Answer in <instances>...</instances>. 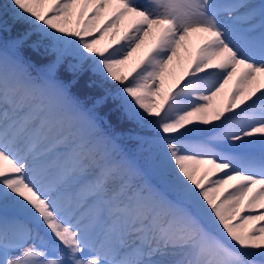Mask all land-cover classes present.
Wrapping results in <instances>:
<instances>
[{"label":"snow or ice","instance_id":"6c2138e0","mask_svg":"<svg viewBox=\"0 0 264 264\" xmlns=\"http://www.w3.org/2000/svg\"><path fill=\"white\" fill-rule=\"evenodd\" d=\"M0 264H264V0H0Z\"/></svg>","mask_w":264,"mask_h":264},{"label":"rangeland","instance_id":"374dc122","mask_svg":"<svg viewBox=\"0 0 264 264\" xmlns=\"http://www.w3.org/2000/svg\"><path fill=\"white\" fill-rule=\"evenodd\" d=\"M141 2H143V0H141ZM201 42H202L201 37H199L196 34H193V36L189 40L190 46L192 47V49L194 51H195L196 48L199 47ZM184 56H185V64H184V66L186 67L187 64H188V54L184 53ZM175 72H176V76L179 77L182 74V72H183V68L180 67L179 65H177L176 68H175ZM174 84H175V79H173L171 77L166 79V88L172 87ZM235 86H236L235 80L231 81L229 83V85L227 86V88L225 89V91L221 94V97L218 98V102H219L221 107H223L224 105L227 104L228 98H229L232 90L235 88ZM257 86H259V81H256L255 83L250 84V85H245V89L247 90V89H249L251 87H257ZM241 107H243V105ZM255 155L259 156V150L258 149L256 150ZM200 167L203 170V168L206 167V166L202 165ZM84 182L86 183L87 180L85 179ZM75 190H77V189H76V186L74 185L72 188L69 189V192L71 193L72 191H75ZM256 223L259 224L260 222H256ZM249 226H251V223L249 224Z\"/></svg>","mask_w":264,"mask_h":264},{"label":"trees","instance_id":"16d2710c","mask_svg":"<svg viewBox=\"0 0 264 264\" xmlns=\"http://www.w3.org/2000/svg\"><path fill=\"white\" fill-rule=\"evenodd\" d=\"M113 124H114V127H116V130L118 132H122L123 133V132H126L127 131V126H123V125L116 124L114 118H113ZM120 143L128 151H135V149H136L135 143L132 142V141H130V140H128L126 135L121 137Z\"/></svg>","mask_w":264,"mask_h":264}]
</instances>
